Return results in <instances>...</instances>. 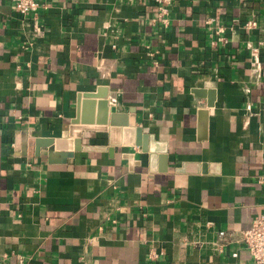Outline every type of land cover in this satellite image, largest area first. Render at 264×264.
<instances>
[{"label":"crops","instance_id":"1","mask_svg":"<svg viewBox=\"0 0 264 264\" xmlns=\"http://www.w3.org/2000/svg\"><path fill=\"white\" fill-rule=\"evenodd\" d=\"M35 1L0 0V264H252L264 0H169L165 25L153 0ZM96 87L144 150L122 127L82 131L48 162L34 140L66 137Z\"/></svg>","mask_w":264,"mask_h":264},{"label":"water","instance_id":"2","mask_svg":"<svg viewBox=\"0 0 264 264\" xmlns=\"http://www.w3.org/2000/svg\"><path fill=\"white\" fill-rule=\"evenodd\" d=\"M77 97L78 114H75L76 118L68 126L66 137L34 140L35 149L45 148L48 162H53L51 159L57 155L61 157L60 162H62L63 159L71 156L73 150H79V138L82 131H107L109 135H113L117 127H122L123 132L135 135V143L144 150L145 137L141 134V129L135 127L134 119H125L120 115L115 102L111 104L107 99L105 88L96 87L94 91L81 92ZM124 157L129 158V156Z\"/></svg>","mask_w":264,"mask_h":264},{"label":"built area","instance_id":"3","mask_svg":"<svg viewBox=\"0 0 264 264\" xmlns=\"http://www.w3.org/2000/svg\"><path fill=\"white\" fill-rule=\"evenodd\" d=\"M13 9L21 15H27L34 13L38 4L35 0H10ZM155 7L154 20H158L165 25L167 23L166 13L169 0H153ZM210 21V19L208 20ZM255 25V22L248 20L244 23L245 28H251ZM214 34L216 37L212 38L211 44H214L216 40L225 41L223 34V28L216 26L214 28ZM256 49L253 48L252 52L255 53ZM218 236H222L223 231L217 232ZM241 241L245 249L249 252L252 264H264V210L255 217L249 227L241 231ZM234 256L235 253H232ZM84 264V263H82Z\"/></svg>","mask_w":264,"mask_h":264}]
</instances>
